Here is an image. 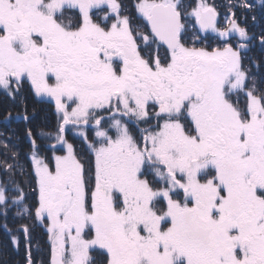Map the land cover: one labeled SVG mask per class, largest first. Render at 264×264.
Here are the masks:
<instances>
[{
	"label": "snow or ice",
	"instance_id": "6c2138e0",
	"mask_svg": "<svg viewBox=\"0 0 264 264\" xmlns=\"http://www.w3.org/2000/svg\"><path fill=\"white\" fill-rule=\"evenodd\" d=\"M134 7L140 23L121 0H0V91L23 104L28 86L58 119L54 136L26 130L36 203L12 180L0 215L44 226L49 264H264V87L232 11L253 5H231L224 27L207 0ZM17 118L30 121L26 105ZM37 137L54 140L50 156Z\"/></svg>",
	"mask_w": 264,
	"mask_h": 264
},
{
	"label": "rangeland",
	"instance_id": "374dc122",
	"mask_svg": "<svg viewBox=\"0 0 264 264\" xmlns=\"http://www.w3.org/2000/svg\"><path fill=\"white\" fill-rule=\"evenodd\" d=\"M198 3V0H185L183 3L184 8L187 11H191L192 7H195ZM257 7H261V2L256 3ZM250 12V11H248ZM245 16H247L250 20L253 19L252 14L245 13ZM256 18V17H255ZM257 19V18H256ZM259 34H262L259 33ZM263 35V34H262ZM24 91L28 93V99L37 98L34 96V94L30 91L29 87L26 86ZM2 92V91H0ZM0 97H2L1 105L5 106V111L3 113L4 118H2V121H0L2 126H4V130H6L5 135L6 136H13L14 140H17L19 143V148H15V152H11L9 155L11 156L9 158H3L1 160H4V163H1L0 167L1 171L4 172V166L9 164H16L22 162L21 165L23 166H31L32 171V163H31V143L29 138L26 135V130L28 128H31L33 130L34 135L40 132H56L58 121L53 118L51 113L49 111L55 110V105L48 103L47 101L40 102L39 104L36 102V104H33L30 108H28V114L31 117L30 121L26 122V124H23L22 126L18 124L19 122H22V118H17L18 116H22L23 113H20V108L15 109L13 108L11 110V106L16 103V106H19L21 102L16 101L13 103L11 100L7 99L6 96H3L0 94ZM242 98V95L240 96V99ZM40 100L39 98H37ZM4 100V101H3ZM41 101V100H40ZM49 110V111H48ZM9 113H11V117L9 118ZM56 114V113H55ZM51 115V117H50ZM36 128V129H34ZM52 130V131H51ZM9 134V135H8ZM54 136V135H53ZM16 138V139H15ZM70 142L74 143L77 151L79 153L82 152L79 147L82 145L81 141L79 139H69ZM54 143V140H47L43 137H37V144H40V153L41 155L50 156L51 155V149L50 144ZM76 142V143H75ZM4 142L0 141V144L2 145ZM14 147V146H13ZM22 149V154L25 155L30 162L15 158L13 156V153H18ZM83 156L82 154H79ZM17 156H19L17 154ZM87 159H90V157L87 155ZM25 162V163H24ZM24 184V182H23ZM24 187V185H23ZM24 189V188H23ZM27 193V203L29 205H34L36 203V193L32 190H25ZM11 214H8L9 217H6L5 220L1 218L0 215V244H2V240L4 242L8 243L10 246V250L8 253L0 254V260H3V263L5 264L6 260H11L12 264H27V256L29 252V246L25 244L24 242V236L19 229L21 228V225L27 224L30 229V251H31V257L33 264H49L50 261V242L48 240V234L45 230V227L40 225L38 222L34 223L32 219L28 218H21L16 215V209L10 208ZM7 225V230L5 229L4 225ZM12 236H16L19 240V245L17 246L12 242ZM1 246V245H0ZM4 244L3 247H0V250H4ZM1 250V251H2ZM0 251V252H1ZM6 251V250H4ZM10 254V255H8ZM93 257L96 260L97 264H102L103 257L100 256L97 253H93Z\"/></svg>",
	"mask_w": 264,
	"mask_h": 264
},
{
	"label": "flooded vegetation",
	"instance_id": "af4514ba",
	"mask_svg": "<svg viewBox=\"0 0 264 264\" xmlns=\"http://www.w3.org/2000/svg\"><path fill=\"white\" fill-rule=\"evenodd\" d=\"M135 2H136V0H121V3L123 4V7H124L126 14H129V15L134 17V23H140L141 22L140 20L135 19V17H136V11H135V7H134ZM254 9H255V6L253 4V8H251V10H249L250 12H247V13L248 14H254V11H253ZM227 16H229V15L226 14L225 16H221L220 18H218V25L219 26L224 27L226 25V19L225 18ZM236 17L238 18V22L241 24V26L246 27L249 31V34L254 37L252 42L249 44L248 50L245 52H242L243 65L245 68L249 69L250 74L256 75L258 77L259 81L261 82V86L264 87V45H261L260 40H259V37L262 34L264 35L262 26H261L259 21H257L256 19L250 20L247 16H245V14H244V16L241 15L240 17H238L236 15ZM252 17H254V16H252ZM69 19L71 20V22L75 23L77 20L76 14H74L72 12L66 13V21L65 22H68ZM261 32H262V34H259ZM199 35L201 36L202 40L204 41V43L209 48L216 47L222 43V41H220L215 36L214 33H200ZM238 39H239L238 37L233 38V40H232L233 46L236 45ZM257 65L259 67H257ZM22 96H23V103L27 107L32 106L33 104H36V102L38 104L40 102H44V101L38 100L37 98H33L31 100L28 99L29 95L24 90H23ZM26 99H28V100H26ZM48 103L54 104L53 102H48ZM240 104H241V106H244L246 104V97H244L243 95H242V98L240 99ZM49 112L51 113L53 118H56L55 121L56 120L58 121L57 114H55L56 113L55 110L49 111ZM51 115H50V117H51ZM18 124H20L22 126L23 124H26V122L23 120L22 122H19ZM34 129H36V128H34ZM51 133L53 135H55V132H51ZM67 135H68L69 139H71V138L74 140H75V138L79 139L78 137H75L74 133H72V132H68ZM79 149H81L82 152L79 153L77 151L78 154H82L83 155L82 157H85L87 159L88 154H87L86 147L82 144L79 147Z\"/></svg>",
	"mask_w": 264,
	"mask_h": 264
},
{
	"label": "trees",
	"instance_id": "16d2710c",
	"mask_svg": "<svg viewBox=\"0 0 264 264\" xmlns=\"http://www.w3.org/2000/svg\"><path fill=\"white\" fill-rule=\"evenodd\" d=\"M239 2H240V0H213L214 6H216V8L220 9V11H223L227 15L231 14L229 12V7L231 5H235ZM249 2L252 4V3L261 2V0H249ZM254 6H255V4H254ZM237 10L239 11V10H244V9L237 8ZM232 11L234 12V7L232 8ZM253 11H254L253 15L257 19H260V21H264V7L261 6L260 8H256ZM262 26H263L262 29L264 32V23H262ZM7 99L11 100L10 98H7ZM1 100H0V103H1ZM26 100H28V99H26ZM5 106L6 105L3 106L0 104V117L1 118H4L3 113L5 111L4 110ZM13 108H15L17 110V109H19V106H16V103H15L11 106V110ZM2 125L3 124L0 123V141H2L4 143L2 145L0 144V164L5 162L4 160H1L3 158V156H4V158H8V156L10 158L11 156L9 154L11 152H15V148H19V143L17 142V140L13 139L12 135H10V136L5 135L6 130H4V126H2ZM21 151H22V149H20V151H18V153H16L15 158L20 157V159L25 160V162L26 161L30 162L29 159L25 155H23ZM17 154L19 156H17ZM21 163H22L21 161H20V163L18 161V163L12 164L15 166V172L14 173H9V172H6L5 170L3 172V171H1V168H0V184H2L4 186H9L10 181L15 180L21 187H23V185H24L23 188L25 190H28V191L33 190L35 188L34 172L32 171L31 166H24V165L22 166ZM7 164H9V163H7ZM0 167H3V166H0ZM4 169H5V166H4ZM23 182H24V184H23ZM8 194H9V196L13 195V193H11V192H9ZM8 214H11L10 210H9ZM7 217H9V215H7ZM1 218H3V220H5V217H3L2 215H1ZM3 244H4L3 249L6 251L1 249L2 250V251L0 250L1 254L8 253L9 250L11 249L9 244L4 242V240H2V244H0L1 248L3 247ZM8 255H10V254H8ZM5 264H12V262H11V260H6Z\"/></svg>",
	"mask_w": 264,
	"mask_h": 264
}]
</instances>
